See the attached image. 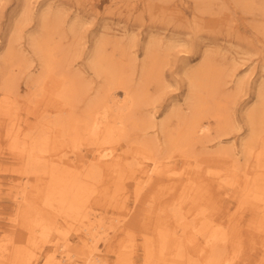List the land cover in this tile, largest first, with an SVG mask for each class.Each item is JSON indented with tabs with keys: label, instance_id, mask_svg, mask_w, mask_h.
Segmentation results:
<instances>
[{
	"label": "rangeland",
	"instance_id": "obj_1",
	"mask_svg": "<svg viewBox=\"0 0 264 264\" xmlns=\"http://www.w3.org/2000/svg\"><path fill=\"white\" fill-rule=\"evenodd\" d=\"M39 2L47 12H57L56 22H50V26L55 30L54 42L71 50V70H78L86 81L91 80V91L101 84V79L88 69L85 60L86 50L92 48L95 39L102 37L107 41L106 53L111 54L112 59L119 58L128 65H134V68L127 67L132 78L129 81L131 91L139 84L141 63L146 62V41L152 37L161 38L162 41L158 49V60L161 64L158 65L160 70L156 72L157 76H144L142 79L146 91L134 109L137 125L130 129L131 134L126 139L120 141L121 151L127 150V158L116 171H105L91 183L93 191L84 209H81L90 218H97V222L102 223L103 228L108 231L107 238L98 242L95 251L100 263H118L117 249L121 241L124 254L129 255L127 260H121L122 264H153L152 259L144 255L142 234L147 237L149 229L157 226L164 232L185 236L192 231V226L199 224L200 218H203L205 222H217L218 228L225 231L228 240L232 235L235 236L232 250L229 242L225 243L226 248L223 247L224 244H220V249L225 252L223 256L231 258L230 264H264V212L257 209L252 211L246 203L238 206V203L234 205L221 202L219 205L206 201L202 193L196 196L189 193L190 191L183 193L180 188H190L191 185L188 170L178 169L179 173L173 175L174 179H158L154 181V187L145 188L137 194L136 182L126 176L128 168L124 169L125 163L130 168H137L140 166L138 161L151 156L137 142L141 140L142 134L146 137L154 135L158 142H162L159 124L165 120L167 107L186 106L187 99L184 98L188 92L184 69L192 71L191 69L198 67L205 57L209 58V64L204 67L208 68V77L211 78L207 82L211 99L206 98L210 112L206 110V118L203 121L210 133V140L204 143V150L200 144H196L198 161L203 163L201 174L203 175L206 167L212 168L209 154L216 152L219 147L239 151L240 143L247 137L249 130L244 111L254 103L256 85L264 83V17L261 12L264 6L261 2L254 0V8L246 9L234 0ZM33 4V0H0V40L5 41L6 34L11 31L10 39L16 40L11 41L14 51L24 49L26 57H29L28 37L32 33L36 34L38 29L35 17L37 11H34ZM21 8H25L23 14L20 13ZM123 50L125 51L122 56ZM33 59L32 63L35 64ZM28 60L30 59L27 58L26 61ZM32 71H35V67H26L21 62L18 67L12 66L17 91L7 101L13 99L18 104L14 107L17 109L11 110H14V113L12 112L9 118L3 114L0 96V264H79L83 247L78 231L67 229V249L63 252V249L57 248L58 245L54 246L55 242L63 241L62 238L38 239L33 242L26 237L20 238L10 226L17 211L11 185L17 179V170L21 164L16 159L9 158L12 153L5 145V133L7 128L11 131L10 121L20 123L19 121L27 119L26 81L28 73ZM48 84L46 83L47 86L41 94L51 95ZM117 93L122 95L121 92ZM200 93L208 97L205 89ZM39 95L36 96L37 99L44 96ZM83 100L82 98L78 102L80 109ZM42 102L43 108L47 106L45 108L48 112H44L45 114L63 115L58 110L50 112V108H53L50 105L51 99H43ZM208 113L216 114L217 120L221 119L223 125L220 129H217L215 117L207 116ZM50 118L53 119L54 116ZM175 123V118L171 116L166 122L168 129H172ZM25 125L24 121L20 127L23 132L27 127ZM59 139H56L55 146H49L44 153L54 161L64 159L73 164L77 163L80 157L85 159L83 155H90L89 151H77V147H80L78 144L71 145V141L60 142ZM127 145L130 148H127ZM225 162L216 159L214 164H217V167L211 172L224 176L226 167L232 169ZM223 168L225 169L221 171ZM168 182L170 184H167ZM194 198L193 204L191 200ZM198 198L203 200L202 207H199L201 202H198ZM180 201V206H177ZM150 210L151 213L159 212L163 216L158 219L150 215ZM63 222V219H57L61 231L66 230ZM188 250L186 249L184 254L186 264H193L194 260L204 264L199 259V248ZM50 255L52 260L47 261Z\"/></svg>",
	"mask_w": 264,
	"mask_h": 264
},
{
	"label": "bare ground",
	"instance_id": "obj_2",
	"mask_svg": "<svg viewBox=\"0 0 264 264\" xmlns=\"http://www.w3.org/2000/svg\"><path fill=\"white\" fill-rule=\"evenodd\" d=\"M234 1L244 9L254 8V0ZM259 1L264 6V0ZM33 3V9L37 11L35 17L38 29L37 33L30 34L27 40L29 57L23 53L24 49L14 51L11 41L16 40L10 39L11 31L6 34L5 41L0 40V96L3 102L1 108L3 114L8 115L7 118L14 113L17 109L14 107L18 104L13 99L7 101L17 91L12 66L18 67L21 62L26 67H35L34 72L28 73L26 81L27 119L19 121L20 123L10 121L11 131L7 128L5 133V138L7 137L5 145L12 153L9 154V158L16 159L21 164L17 170V179L11 185L17 211L10 226L20 238L26 237L33 242L38 239L62 238L63 241L55 242L54 246L58 245L57 248L63 249V252L67 249L65 242L67 229H74L79 232L83 247L79 264H102L95 251L98 242L107 238L108 231L103 228L102 223L97 222V218H90L81 209H84L93 191L91 183L105 171H116L127 158L125 155L127 150L121 151L120 141L126 139L131 134L130 129L137 125L134 109L146 91L142 79L144 76L149 78L157 76L156 72L160 70L158 65L161 64L158 60L160 57L158 49L162 41L159 37V39L152 37L146 41V62L141 63L139 84L131 91L129 81L132 78L127 67L134 68V65H131L132 63L128 65L119 58L112 59L111 54L106 53L107 41L102 37L95 39L92 48L86 50L85 60L88 69L101 79V84L91 91V80L86 81L81 72L71 70L73 65L71 50L54 42L55 30L50 26V22H56L57 12H47V9L41 7L42 3L39 0H33ZM24 10L25 8H21L20 13L23 14ZM261 12L264 17L263 8ZM19 18L22 19L20 16ZM27 58L30 60L26 61ZM31 59L35 60V64ZM205 64H209L208 57L203 58L199 66L191 69L192 71L184 69L188 92L184 98L187 99L186 106L167 107L165 120L159 124L162 142H158L154 135L150 137L141 135V140L137 142L151 156L138 161L137 164L140 166L137 168H130L125 163L124 169L128 168L126 176L136 182L138 194L145 188L154 187V181L158 179L165 178L168 181L174 179L173 175L179 173L178 169L188 170V179L193 186L190 185V188L182 186L180 189L183 193L190 191L189 193H194V196L202 193L206 201L219 205L221 202L238 203V206L246 203L252 211L257 209L264 212V83L256 85L254 103L244 111L249 130L247 137L240 143L239 151L219 147L216 152H211L209 155L212 168L206 167L202 175L203 163L198 161L195 149L196 144H200L204 150V143L210 140V133L203 121L206 118V110L210 112L206 101L211 99L207 86L211 78L208 77V68L204 67ZM46 83H49L51 95L41 94L47 86ZM203 89L208 92V97L200 93ZM90 92L92 93L89 94ZM117 92H121L122 95L119 96ZM38 95L44 96L37 99ZM82 98L84 100L80 109L78 102ZM43 99H51V104L48 103L53 106L50 112L58 110L63 115L45 114L44 112L48 111L45 108L47 106L43 108ZM12 109L14 110L11 112ZM52 116L53 119L50 118ZM171 116L175 118L176 123L169 130L166 122ZM207 116L215 117L217 129H220L223 125L221 119L217 120L216 114L208 113ZM24 121L27 127L23 132L20 127ZM57 138H60V142L68 140L72 142L71 145L78 144L82 148L77 147V151H89L92 156L83 155L85 159L80 157L78 162L73 164L64 159L54 161L44 153L49 146L57 144ZM127 148L130 146L127 145ZM216 159L226 161L225 163L232 169L226 167L224 176L211 172L217 167V164H214ZM194 200L195 198L191 203L194 204ZM199 201L201 202L199 207H202L203 200L198 198ZM180 203L181 201L177 206H180ZM149 212L151 213V210ZM150 215L158 219L163 216L159 212ZM146 217L148 218V215ZM59 218L64 221L65 232L61 231L57 224ZM141 236L144 255L150 257L153 264H186L184 262L186 249L192 251L194 248L201 251L198 255L204 264H230L231 258L223 256L225 252L220 249V244H224L223 247L226 248L225 243L229 242L232 250L235 238L232 235L228 240L227 234L222 228H218L217 222H205L203 218H200L199 224L192 226V231L185 236L164 232L157 226L149 229L147 237L145 234ZM122 243L120 241L117 249L119 252L117 264H122L121 260H127L129 257L124 254ZM51 260L50 255L47 261ZM193 264L199 263L194 260Z\"/></svg>",
	"mask_w": 264,
	"mask_h": 264
}]
</instances>
